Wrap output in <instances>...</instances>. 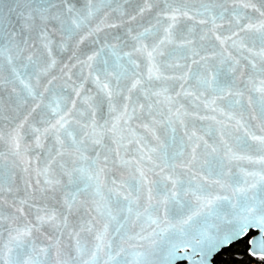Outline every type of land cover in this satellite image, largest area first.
<instances>
[{
  "label": "snow or ice",
  "instance_id": "obj_1",
  "mask_svg": "<svg viewBox=\"0 0 264 264\" xmlns=\"http://www.w3.org/2000/svg\"><path fill=\"white\" fill-rule=\"evenodd\" d=\"M226 3L227 0L219 3L216 0H123L122 5L113 7L118 0H0V59L6 58L11 74L29 95H34L32 85L22 78L17 64L22 65L25 72L32 70L38 78L56 67V56L71 53L68 59L75 61L73 67L79 65L81 70L87 67L89 72L84 79L91 78L108 98L110 113L116 111L113 100L120 97L125 101L111 128L108 120L103 123L97 120V112L91 105L90 122L74 119L77 115L75 100L67 111L53 108L51 118L42 117L38 124L43 126H31L29 132L22 131L27 117L17 124L15 117H5L0 111V143L8 145L14 166L22 165L26 176L33 172L36 176L34 183L24 179L20 185L14 188L10 184L6 190L0 183V205L6 191L12 197L9 206L14 209L7 218L0 210V238L7 231V241L0 243V264H47L39 259V253L54 258L55 264H101V253H105L112 264H121L116 257L125 251L120 247L125 240H138L139 246L144 248L137 253L136 264H214L215 257L223 249L245 239L250 255L264 260V135L250 134L245 129L246 135L257 142L248 145L255 155L236 156L225 144L223 156L213 157L217 159V167H210L206 175L199 177L197 165L208 164V161L201 162L197 155L200 145L193 146L190 158L179 165L191 177L186 182L187 187L185 181L163 175L166 168L174 171L177 165L165 163L161 166L153 160L154 148L145 150L146 146L141 145L137 149L138 158L125 159L120 151L124 147V137L117 135L121 123L132 131L131 122L140 118L138 108L140 115H144L146 105L148 116L152 115L154 106L165 103L170 116L179 119L183 108L181 98L194 94L186 87L190 83L191 65L203 66L204 75L198 79V84L215 85L213 91L220 93L227 88L228 94L233 95L231 84H234L236 65L240 61L230 53L225 56L222 51L218 54V65L209 63L210 58L201 56L195 47L194 34L198 28L207 30L201 40L211 34L222 46L231 41L235 47L238 40L234 37H240L241 32L252 33L261 46L253 55L260 58L259 73L264 76V0H232V8L226 7ZM128 4L136 5V15H130L123 7ZM113 12H119L116 21L111 20ZM145 12L154 13V24L150 23L143 31L124 27L127 23L124 17L135 20ZM226 17L235 21L239 31L221 38L215 31L222 26L217 21ZM181 20L193 24L177 31ZM164 23L167 26L160 38V27ZM121 28L124 30L119 31ZM149 37L154 42L147 43ZM86 42L89 47L82 48ZM239 43L247 47L243 40ZM165 44L175 45L168 52L169 59H164ZM177 50L182 55L173 61ZM247 50L252 52L250 48ZM189 51L191 56L187 54ZM181 59L185 62L180 63ZM189 59L191 64L187 62ZM250 63L256 69L255 62ZM142 64L146 66V73L141 70ZM67 67L65 64L64 68ZM36 68H40L39 73H35ZM162 69L175 71L167 75ZM101 76L105 79L101 80ZM229 76L233 77L231 83L222 84L221 77ZM71 79L68 75L67 81ZM67 81L66 86L79 97L83 83L77 86ZM248 82L253 85V91L260 93L258 103L264 119V79L260 80L259 87L251 78ZM3 83L0 81V85ZM235 95L242 97L243 92ZM141 99L145 103H141ZM18 100L21 104L27 103L26 98L18 97ZM248 103L252 104L251 97ZM79 116L83 117L84 113ZM4 121L8 122L7 130ZM167 123L173 121L169 119ZM179 123L183 124V120L179 119ZM142 126L148 128V124ZM193 137L194 132L188 139ZM141 139L135 142L139 145ZM204 147L210 149V154L220 151L207 141ZM30 153L35 154V166ZM3 156L0 153V159ZM233 159H246L258 168L241 170L243 175L231 169L225 172V162ZM129 166L138 173V179L131 185H117L115 179L108 185L102 182L101 178L112 169ZM150 175L161 179H151ZM198 178L200 182L194 183ZM188 195L195 198V205L191 200H184ZM183 209L195 210L185 213ZM144 213L149 214L148 229L141 228L135 236H128L126 229L132 223L133 214L139 220ZM97 216L105 221L99 230ZM73 217L82 223H72ZM112 225L115 227L110 232ZM82 232L94 234V248L80 244ZM65 233L70 239L75 238L74 252L65 251L66 246L62 244ZM37 234L48 241L46 246L37 247ZM114 247L120 249L116 257L112 256ZM23 252L37 255L24 258Z\"/></svg>",
  "mask_w": 264,
  "mask_h": 264
},
{
  "label": "water",
  "instance_id": "obj_2",
  "mask_svg": "<svg viewBox=\"0 0 264 264\" xmlns=\"http://www.w3.org/2000/svg\"><path fill=\"white\" fill-rule=\"evenodd\" d=\"M217 3L221 2V0H216ZM123 4V0H118V4H114L113 7H117ZM226 7L232 8L233 3L232 0H227L225 4ZM123 7L127 10L130 15H136V5L128 4L123 5ZM250 11V10H249ZM119 16V12L111 13V20L116 21V18ZM154 13L145 12L143 16H136L135 20H128V17H124L127 23L124 27H130L136 29L137 31H143L145 27H148L151 24H154L155 21L153 19ZM199 19V18H197ZM231 21V23H230ZM242 23H247V21H242ZM193 22L181 20L178 22L177 31L180 29H184L185 27H191ZM217 24L222 25L217 28L216 34L220 35L221 38L232 36L233 32L239 31L236 27V23L234 20H231L230 17H226L224 20L217 21ZM167 24L164 23L160 27L159 37H163V28L166 27ZM124 28L119 29V31H123ZM116 31V30H113ZM207 30L197 29L194 34V39L196 41L195 47L197 50H200L201 56H208L209 63L219 64L220 57L219 53L224 52L225 56L229 53L232 58L239 60V65H236L237 72L234 77V84H231V90L233 95L228 94V89L226 88L223 93L214 92L213 88L215 85H200L198 84V79L203 78L202 65H191L192 73L190 76V83L187 85V89L194 94L188 97H182L180 103L183 104V108L181 109V116L179 119L183 120V124L179 123V119L175 116H170L167 111V105L165 103H161L158 106H154L152 110V115L148 116L147 105L145 107V114L140 115L138 108L139 119L133 120L131 122V129L129 130V126L123 125L122 123L117 129V135L124 137V147L121 148V155L125 159L132 160L134 158H138L137 149L141 147V145L146 146L145 150L149 148L156 149V152L153 154V160H156L157 163L163 166L165 163L175 164L177 167L173 171L172 169H165L163 175H172L174 179H178L181 181H185V187H187L186 182L191 179L188 171L184 168L179 167L182 163H186L187 160L191 156V151L193 146L199 144L200 146L197 148V155L201 162L207 160L208 164H198L197 172L198 177L206 175L209 168L212 167L215 169L217 167V159L213 157L219 158L223 156V149L225 144L232 149V152L236 156H246V155H255L253 151H251L248 145L257 144L256 141L251 140L249 135H246L245 129L250 134H254L257 136L264 135V119H262L260 114L259 107V98L260 93L253 91V85L249 83V79L255 81V86L259 87L260 80L264 79V76H261L259 73V69L261 67V60L258 56H254L253 53L258 52L260 50V43L258 40L254 39L252 33H240V37H234V39L238 40V43L235 47L232 46L231 41H228L227 44L221 45L219 41L215 40V37L211 34H208L205 39L201 40V35ZM186 35V33H185ZM193 38V37H189ZM243 40V42L247 45V47H241L239 41ZM147 43H152L153 38L149 37ZM179 41H177L178 43ZM89 45L86 44L82 46V48L87 49ZM175 48V45L165 44L163 46V50L165 51L164 59H169L168 52ZM252 49V52H249L247 49ZM202 49V50H201ZM127 50V49H126ZM214 53L216 55H214ZM191 56V52L187 53ZM71 53L58 55L56 59L58 61L55 68L50 69L47 73L40 74L39 77L34 74L32 70L25 72L22 65L17 64L18 70L22 74V78L26 83H30L32 85V91L34 95H29L28 92L24 89L23 84L20 83L19 80L15 79V77L11 74L10 68L7 64V60L0 59V64L3 65V68L0 69V81L4 83L0 85V111L5 117H15V122L19 124L21 121L27 117V123L25 124L23 132H29L31 126H43L38 124V121L41 120L42 117L48 116L51 118L52 109L57 108L58 110L64 112L67 111L68 108L71 107V101H76V109L77 113L74 116V119H81L82 122H90L89 117V105L92 106L93 109L97 112V120L100 123H103L104 120H108L109 128L113 122L116 121V117L119 115L122 110V105L125 102L122 98L117 97L113 100V104L115 105L116 111L109 112V104L108 98L104 95L103 92L99 90L97 85L92 81L91 78L85 80L84 78L88 76L89 69L85 67L81 70L79 65L75 64V61H69L68 57ZM182 53L177 50L172 57V60L179 59ZM160 58H158L159 61ZM199 59V57H196ZM250 61H254L256 64V69L252 68ZM184 60H180V63H184ZM191 64V59L187 61ZM67 64L68 67L64 68V65ZM64 69L62 72L61 69ZM141 70L146 73V66L142 64ZM165 71L167 75H172L175 71L174 69H162ZM35 73L40 72V68H36ZM184 71H187L185 69ZM71 75V81H67V76ZM93 75H96L94 72ZM55 77V79H53ZM105 77L101 76V80H104ZM233 80L232 76L227 78L221 77V83H231ZM8 81H13V83H8ZM51 81V83H49ZM67 83H74L79 86L83 83L84 87L79 89L81 95L77 97L74 92L71 91L69 87L66 86ZM170 85L171 82H168ZM130 86V84H129ZM15 88L16 91L13 92L12 89ZM177 90L179 87L177 85ZM243 92V96H237L235 93ZM126 95V93H125ZM20 98H26L27 103L21 104L18 100ZM136 93L133 92V98L135 99ZM199 97V99H197ZM249 97L252 98V104L248 103ZM163 101V97L159 98ZM239 100L240 103L237 104L235 101ZM215 101L214 103H211ZM141 103H145L143 99L140 101ZM205 102H208V106H205ZM35 109V111H33ZM214 109V110H213ZM175 111V109H173ZM84 113L83 117L79 116V113ZM187 115H184V113ZM171 119L173 121L172 124H168L167 121ZM155 121V122H153ZM239 122V123H238ZM148 124V128H144L142 125ZM3 126L5 130L8 128V122L4 121ZM173 128H175V132H173ZM134 132V135H133ZM195 133V137L192 140H189L188 137ZM154 133V134H153ZM156 137H159L157 139ZM141 139V144H137L136 139ZM202 138V139H198ZM132 143H129V141ZM204 141H207L209 145L217 147L220 149L218 153L210 154V149H205ZM30 142V141H28ZM0 153H3L4 156L0 159V183L6 190L11 184L12 187H16L22 183L24 179H30L33 183L36 180L35 173L26 176L22 172V165L14 166L12 163L13 158L8 154V145L6 143H0ZM33 159V166H35V154H29ZM159 157V159H157ZM43 166V165H41ZM258 166L250 163L246 159H233L225 162L224 171L227 172L229 169L233 173H239L243 175L241 170L252 171L257 169ZM159 172V169H157ZM151 179H161L159 176H151ZM214 177H210L212 179ZM43 180V177L40 178ZM102 182L106 185L113 179L117 181V185L125 184L131 185L134 179H138V173L134 171V167H116L112 169V171L106 176L102 177ZM199 178L194 183H199ZM168 188L171 189V183H168ZM103 193V190H102ZM155 195V192H154ZM83 199L84 197H80ZM99 199V197H96ZM184 200H191L193 205H195V198L191 195L185 196ZM3 204L0 205V210L3 211L5 217L7 218L14 212V209L10 207L12 197L7 194L5 191V195L3 197ZM195 210V209H191ZM189 209H183L185 213L190 212ZM27 212L28 209L25 208ZM136 209L134 208V213ZM142 211V210H141ZM177 211H180L179 207ZM93 215H95L93 213ZM154 218V217H153ZM98 223L96 224V228L102 229L105 221L101 219L99 216L96 217ZM72 223L79 224L82 221L78 220L77 217L72 218ZM150 224L149 214L144 213L139 220L136 219L135 215L132 216V223L128 225L126 229L128 236H135L136 233L140 232L141 228L148 229ZM8 221L5 220V229H7ZM115 225L110 227V232ZM163 227V225H161ZM79 231V228H77ZM45 232L48 235H51V232L45 229ZM37 247H44L48 244V241L43 237L37 234ZM7 241V231L4 232L2 238H0V243H4ZM75 238H69L68 234L65 233L63 237L62 244L65 247V251H73L75 246ZM95 239L93 233L82 232L80 236V244L88 249H92L95 246ZM140 241L138 240H125L120 244V247L124 248L125 251L121 253L119 257H116V252L120 249L114 247L112 252V256L116 257L121 261V264H136L138 259L137 253L142 252L144 248H141ZM145 247H147V242H145ZM250 251V246H249ZM29 255L36 256L37 253H29L23 252L24 258H27ZM39 259L43 261H47V264H55V260L52 257H45L43 253H39ZM105 261H108V264H112V261L108 260V256L105 253H101V264H104Z\"/></svg>",
  "mask_w": 264,
  "mask_h": 264
},
{
  "label": "trees",
  "instance_id": "obj_3",
  "mask_svg": "<svg viewBox=\"0 0 264 264\" xmlns=\"http://www.w3.org/2000/svg\"><path fill=\"white\" fill-rule=\"evenodd\" d=\"M214 264H264V260L250 255L247 239L223 249L214 259Z\"/></svg>",
  "mask_w": 264,
  "mask_h": 264
}]
</instances>
